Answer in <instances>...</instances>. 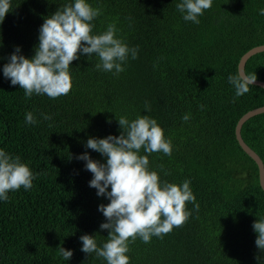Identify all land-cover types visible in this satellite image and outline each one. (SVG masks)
<instances>
[{"label": "trees", "instance_id": "trees-1", "mask_svg": "<svg viewBox=\"0 0 264 264\" xmlns=\"http://www.w3.org/2000/svg\"><path fill=\"white\" fill-rule=\"evenodd\" d=\"M67 2L12 0L0 23V147L39 174L31 190L21 187L0 201V264H106L81 251L83 234L95 235L98 245L107 240L98 206L109 201L89 186L93 173L76 156L87 151L103 161L85 147L88 138L119 135L116 115L138 114L155 117L174 146L171 156L149 154L150 167L163 165L167 175L161 177L171 182L190 178L200 208L163 238L130 243L129 264H264L253 229L264 216V191L257 164L235 134L240 118L264 106V89L250 86L233 102L235 90L227 82L242 56L264 45V0H213L199 24L183 20L176 0H90L101 9L93 32L115 23L119 36L139 46L138 58L113 75L95 67V54H85L70 66L67 95L26 98L4 78L3 65L17 45L33 56L44 18ZM245 71L264 82V52ZM27 111L40 123L26 125ZM41 112L53 119L42 120ZM185 113H191L187 122ZM242 137L264 162V114L244 124ZM60 246L74 250L70 261L60 256Z\"/></svg>", "mask_w": 264, "mask_h": 264}, {"label": "clouds", "instance_id": "clouds-1", "mask_svg": "<svg viewBox=\"0 0 264 264\" xmlns=\"http://www.w3.org/2000/svg\"><path fill=\"white\" fill-rule=\"evenodd\" d=\"M212 5L213 0H176L175 3L183 20L195 24L200 23V17ZM11 11L12 0H0V23ZM259 14L264 15V8L259 9ZM100 15L101 9L94 7L90 0H68L44 18L33 56H26L21 46H15L3 65L4 78L13 86L18 84L26 98L47 95L55 99L70 92L73 86L70 66L85 54L88 58L93 54L98 57L95 65L98 70L119 75L125 71L129 59L138 58L139 46H130L119 36L115 23L107 24L101 32H93L94 21ZM256 80V73L241 69L235 74L229 73L227 82L235 90L233 102L248 93ZM203 107L201 104L200 108ZM144 109L151 112L147 100ZM190 117L191 113H185L182 120L187 122ZM40 118L51 121L53 115L41 112ZM116 118L119 135L90 136L85 144L87 149L100 153L103 161L94 159L87 151L76 156L93 173L89 186L109 201L98 206L106 218L100 229L108 230V238L102 245H98L92 234H83L79 239L81 251L86 254L94 253L106 264H129L130 243L137 238L144 243H149L154 236L163 238L183 224L194 210L198 211L200 205L190 178L171 182L161 177V172L167 175L163 165L159 170L150 167L149 154L160 152L171 156L174 147L158 120L149 114H138L134 119L126 115H116ZM38 123L40 119L33 111L25 113L26 125ZM38 175L20 155L0 147V201H7L9 193L21 187L31 190ZM187 202L193 204L192 209L186 207ZM253 229L258 234L255 243L264 252V216L254 221ZM58 250L64 260L70 261L74 250L63 246Z\"/></svg>", "mask_w": 264, "mask_h": 264}, {"label": "water", "instance_id": "water-1", "mask_svg": "<svg viewBox=\"0 0 264 264\" xmlns=\"http://www.w3.org/2000/svg\"><path fill=\"white\" fill-rule=\"evenodd\" d=\"M264 52V45L257 46L251 50H249L247 53H245L242 58L239 61L238 69L244 70L246 69L247 62L255 55L259 53ZM254 86H258L264 89V82L260 80H256L254 83ZM264 114V106L256 108L254 110H251L247 112L240 120L238 121V124L236 126L235 134L236 139L242 148V150L250 157L252 158L255 163L258 166L259 169V182L262 190L264 191V162L261 159V157L244 141L242 137V128L244 124L249 121L251 118L256 117L258 115Z\"/></svg>", "mask_w": 264, "mask_h": 264}]
</instances>
